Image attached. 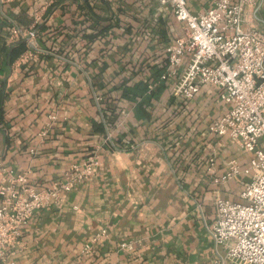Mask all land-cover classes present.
Here are the masks:
<instances>
[{
  "label": "crops",
  "instance_id": "crops-1",
  "mask_svg": "<svg viewBox=\"0 0 264 264\" xmlns=\"http://www.w3.org/2000/svg\"><path fill=\"white\" fill-rule=\"evenodd\" d=\"M46 1L0 4V158L44 189L109 133L112 141L92 181L36 214L18 264H208L218 252L209 232L215 201L237 199L240 189L214 185L209 159L217 155L222 175L251 155L210 135L229 109L215 89L189 102L167 84L148 94L183 25L153 0H57L37 28L38 57L20 67L27 45L11 43L8 21L30 28ZM215 1L188 0L189 9L205 12ZM248 21L264 31V0Z\"/></svg>",
  "mask_w": 264,
  "mask_h": 264
},
{
  "label": "built area",
  "instance_id": "built-area-1",
  "mask_svg": "<svg viewBox=\"0 0 264 264\" xmlns=\"http://www.w3.org/2000/svg\"><path fill=\"white\" fill-rule=\"evenodd\" d=\"M14 1L0 0V4ZM56 1L47 0L42 8L35 9L34 23L28 29L8 21L11 43L23 41L27 45L18 59L20 67L38 57L37 28L44 10ZM153 1L173 13L185 34L175 37L166 48L165 62L148 94L167 84L175 96L189 102L204 87L215 89L229 109L209 125L210 135L226 138L251 155L245 166L238 160L231 161L222 175L216 174L217 155L209 159L214 185L237 181L241 190L239 200L218 197L215 201V219L209 232L218 252L208 264H264V31L246 26L259 0H217L210 9L197 14L190 11L188 0ZM97 100L101 102L102 98L98 96ZM122 115L125 118L127 113L122 111ZM109 140L111 133L81 165L73 164L44 189L32 184L28 174H16L6 167L0 158V264H18L25 248L23 237L39 211L61 206L67 195L95 178L99 156ZM107 236L104 229L93 243ZM132 248L130 243L120 245L122 250ZM92 249L87 245L83 253L90 254Z\"/></svg>",
  "mask_w": 264,
  "mask_h": 264
},
{
  "label": "rangeland",
  "instance_id": "rangeland-1",
  "mask_svg": "<svg viewBox=\"0 0 264 264\" xmlns=\"http://www.w3.org/2000/svg\"><path fill=\"white\" fill-rule=\"evenodd\" d=\"M239 187H240V185H239ZM240 190H241V187H240L239 191H240ZM239 191H238V192H239ZM236 198H237L236 200H239L238 196H237Z\"/></svg>",
  "mask_w": 264,
  "mask_h": 264
}]
</instances>
